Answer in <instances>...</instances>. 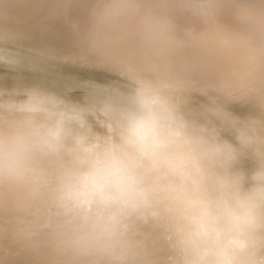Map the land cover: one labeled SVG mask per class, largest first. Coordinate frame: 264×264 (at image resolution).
Wrapping results in <instances>:
<instances>
[{
    "label": "clouds",
    "instance_id": "obj_1",
    "mask_svg": "<svg viewBox=\"0 0 264 264\" xmlns=\"http://www.w3.org/2000/svg\"><path fill=\"white\" fill-rule=\"evenodd\" d=\"M0 264H264V0H0Z\"/></svg>",
    "mask_w": 264,
    "mask_h": 264
},
{
    "label": "bare ground",
    "instance_id": "obj_2",
    "mask_svg": "<svg viewBox=\"0 0 264 264\" xmlns=\"http://www.w3.org/2000/svg\"><path fill=\"white\" fill-rule=\"evenodd\" d=\"M75 74L78 75L82 79H97V80L101 79V77L99 75L93 74V73H89V72H86V71H75Z\"/></svg>",
    "mask_w": 264,
    "mask_h": 264
},
{
    "label": "rangeland",
    "instance_id": "obj_3",
    "mask_svg": "<svg viewBox=\"0 0 264 264\" xmlns=\"http://www.w3.org/2000/svg\"><path fill=\"white\" fill-rule=\"evenodd\" d=\"M85 77H86V76H85ZM85 77H84V78H85Z\"/></svg>",
    "mask_w": 264,
    "mask_h": 264
}]
</instances>
